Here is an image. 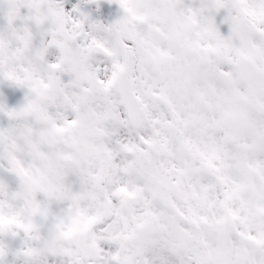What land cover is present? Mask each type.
<instances>
[{
  "label": "snow or ice",
  "instance_id": "6c2138e0",
  "mask_svg": "<svg viewBox=\"0 0 264 264\" xmlns=\"http://www.w3.org/2000/svg\"><path fill=\"white\" fill-rule=\"evenodd\" d=\"M7 3L0 264H264V0ZM42 37L82 85L68 115L39 102ZM17 117L37 126L9 140Z\"/></svg>",
  "mask_w": 264,
  "mask_h": 264
},
{
  "label": "clouds",
  "instance_id": "9594fccd",
  "mask_svg": "<svg viewBox=\"0 0 264 264\" xmlns=\"http://www.w3.org/2000/svg\"><path fill=\"white\" fill-rule=\"evenodd\" d=\"M79 2V0H77ZM10 5L7 3V0H0V14H4L8 12ZM92 32L95 33L97 38L106 41L111 33L107 32L104 28L97 27L92 28ZM54 46L51 45L46 37H42L39 45L33 49V60H32V68L35 72L36 78L38 80L46 81L49 84L47 89L41 88L44 96L47 97V100H39L35 95L33 99H38L41 104L44 105H53L57 108L58 111H64L66 115L67 109L70 105L75 102L77 96L82 91V85H79L75 82L74 74L71 71V67L69 62L66 60L65 64L60 69H52L49 67V61L47 57L51 54V49ZM72 52H75V49H72ZM100 67L99 64L96 65ZM7 92V96L10 99L12 104H16L17 101L21 100L22 97H17L16 92H11L8 89L4 90ZM94 93H89V97L91 98ZM23 96V93H22ZM5 105H7L8 100H4ZM6 124H10V131L8 133L9 140L20 139L28 133L29 129H35L37 126V122L34 118L30 117H17L12 121H5ZM100 139V142H103V138H94ZM8 141L5 142V147L7 146ZM111 186V184H109ZM4 200L7 202V195L4 196ZM7 210V209H6ZM112 229L115 232H119L121 230V224L116 220L111 221ZM68 227H72L73 229H78L79 225H73L69 220L64 229L55 230L58 234L61 230H67ZM146 236L143 232L139 233L135 240L131 241L132 244L143 245ZM73 240H65L60 238L56 241L58 247L73 246ZM5 253H7V245H5ZM5 259L7 256L5 255Z\"/></svg>",
  "mask_w": 264,
  "mask_h": 264
},
{
  "label": "rangeland",
  "instance_id": "374dc122",
  "mask_svg": "<svg viewBox=\"0 0 264 264\" xmlns=\"http://www.w3.org/2000/svg\"><path fill=\"white\" fill-rule=\"evenodd\" d=\"M108 17H109V12H108L107 9L103 6V10H102V16H101V18L107 20V19H109ZM16 95H17V97H22V93L19 92V91H16Z\"/></svg>",
  "mask_w": 264,
  "mask_h": 264
},
{
  "label": "water",
  "instance_id": "95a60500",
  "mask_svg": "<svg viewBox=\"0 0 264 264\" xmlns=\"http://www.w3.org/2000/svg\"><path fill=\"white\" fill-rule=\"evenodd\" d=\"M106 5L109 8V10L111 11V13H112L111 15H114L116 12V6L115 5H108V4H106ZM110 18H111V16H110Z\"/></svg>",
  "mask_w": 264,
  "mask_h": 264
}]
</instances>
